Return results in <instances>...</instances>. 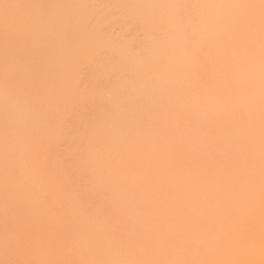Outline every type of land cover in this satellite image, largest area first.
Instances as JSON below:
<instances>
[{
	"label": "bare ground",
	"instance_id": "1",
	"mask_svg": "<svg viewBox=\"0 0 264 264\" xmlns=\"http://www.w3.org/2000/svg\"><path fill=\"white\" fill-rule=\"evenodd\" d=\"M0 264H264L260 0H0Z\"/></svg>",
	"mask_w": 264,
	"mask_h": 264
},
{
	"label": "snow or ice",
	"instance_id": "2",
	"mask_svg": "<svg viewBox=\"0 0 264 264\" xmlns=\"http://www.w3.org/2000/svg\"><path fill=\"white\" fill-rule=\"evenodd\" d=\"M260 6H261L262 11H264V0H260Z\"/></svg>",
	"mask_w": 264,
	"mask_h": 264
}]
</instances>
